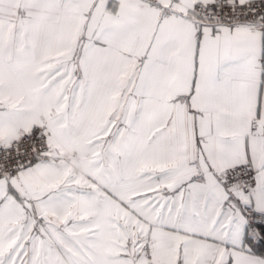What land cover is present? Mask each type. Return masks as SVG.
Returning a JSON list of instances; mask_svg holds the SVG:
<instances>
[{
    "label": "snow or ice",
    "instance_id": "obj_1",
    "mask_svg": "<svg viewBox=\"0 0 264 264\" xmlns=\"http://www.w3.org/2000/svg\"><path fill=\"white\" fill-rule=\"evenodd\" d=\"M0 264H264V0H0Z\"/></svg>",
    "mask_w": 264,
    "mask_h": 264
}]
</instances>
